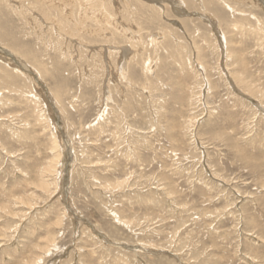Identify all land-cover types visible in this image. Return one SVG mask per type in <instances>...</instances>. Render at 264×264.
<instances>
[{
	"label": "rangeland",
	"instance_id": "rangeland-1",
	"mask_svg": "<svg viewBox=\"0 0 264 264\" xmlns=\"http://www.w3.org/2000/svg\"><path fill=\"white\" fill-rule=\"evenodd\" d=\"M0 56V264H264V0H0Z\"/></svg>",
	"mask_w": 264,
	"mask_h": 264
},
{
	"label": "bare ground",
	"instance_id": "bare-ground-1",
	"mask_svg": "<svg viewBox=\"0 0 264 264\" xmlns=\"http://www.w3.org/2000/svg\"><path fill=\"white\" fill-rule=\"evenodd\" d=\"M38 1H39V0H38ZM48 1H49V0H48ZM53 1H54V0H53ZM67 1H68V0H67ZM147 1H148V0H147ZM149 1H153V0H149ZM209 1H212V0H209ZM62 2H63V1H61V3H62ZM69 2H70V1H69ZM213 2H214V1H213ZM38 3H39V2H38ZM41 3H42V2H41ZM124 3H125V2H124ZM143 3H144V2H143ZM143 3H142V4H143ZM216 3H217V1H216ZM65 4H66V3H65ZM130 4H131V3H130ZM172 4H173V3H172ZM206 4H207V2H206ZM214 4H215V3H214ZM46 5H48V4L46 3ZM68 5H69V4H68ZM180 5H182V4H180ZM51 6H53V5H51ZM59 6H60V5H59ZM217 6H218V5H217ZM53 7H54V6H53ZM53 7H52V8H53ZM62 7H63V6H62ZM152 7H153V6H152ZM43 8H44V7H43ZM152 10H153V9H152ZM155 10H156V9H155ZM153 12H154V11H153ZM182 12H183V11H182ZM164 16H165V15H164ZM66 17H67V16H66ZM62 18H63V17H62ZM68 18H69V17H68ZM63 19H64V18H63ZM65 21H66V20H65ZM77 22H80V21H77ZM61 23H62V22H61ZM60 25H61V24H60ZM219 31H220V30H219ZM220 33H221V32H220ZM221 35H222V34H221ZM151 37H152V36H151ZM154 38H155V37H154ZM224 38H225V37H224ZM224 38H223V39H224ZM152 39H153V38H152ZM223 39H222V40H223ZM154 40H155V39H154ZM124 52H125V51H124ZM119 56H120V55H119ZM0 57H1V56H0ZM146 68H147V66H146ZM19 70H20V69H19ZM122 70H123V69H122ZM20 73H21V72H20ZM238 78H239V77H238ZM239 81H240V80H239ZM242 81H243V80H242ZM242 81H240V82H242ZM240 82H239V83H240ZM243 83H244V81H243ZM243 83H242V84H243ZM244 85H246V84H244ZM247 86H248V85H247ZM245 88H246V86H245ZM248 88H249V86H248ZM248 88H247V89H248ZM249 89H251V88H249ZM252 90H253V89H252ZM56 160H57V159H56ZM54 161H55V160H54ZM54 161L49 163V164H50V165H49V168H50V170H52V171H53L52 168H53L54 165H55V164H54ZM51 163H53V164H51ZM46 186H47V185H46Z\"/></svg>",
	"mask_w": 264,
	"mask_h": 264
}]
</instances>
